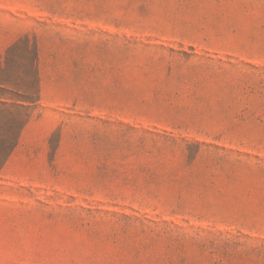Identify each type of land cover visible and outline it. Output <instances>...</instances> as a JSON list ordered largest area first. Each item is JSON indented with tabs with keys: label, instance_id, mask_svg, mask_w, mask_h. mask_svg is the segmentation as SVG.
<instances>
[{
	"label": "rangeland",
	"instance_id": "1",
	"mask_svg": "<svg viewBox=\"0 0 264 264\" xmlns=\"http://www.w3.org/2000/svg\"><path fill=\"white\" fill-rule=\"evenodd\" d=\"M0 264H264V0H0Z\"/></svg>",
	"mask_w": 264,
	"mask_h": 264
}]
</instances>
